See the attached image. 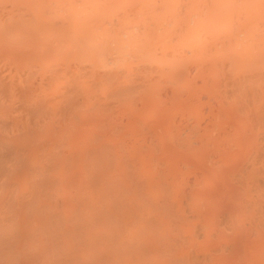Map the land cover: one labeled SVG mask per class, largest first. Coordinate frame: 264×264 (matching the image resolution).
Listing matches in <instances>:
<instances>
[{
	"label": "bare ground",
	"instance_id": "obj_1",
	"mask_svg": "<svg viewBox=\"0 0 264 264\" xmlns=\"http://www.w3.org/2000/svg\"><path fill=\"white\" fill-rule=\"evenodd\" d=\"M0 264H264V0H0Z\"/></svg>",
	"mask_w": 264,
	"mask_h": 264
}]
</instances>
